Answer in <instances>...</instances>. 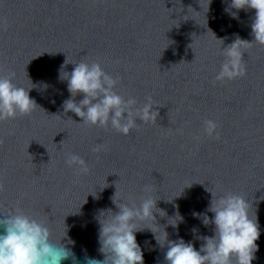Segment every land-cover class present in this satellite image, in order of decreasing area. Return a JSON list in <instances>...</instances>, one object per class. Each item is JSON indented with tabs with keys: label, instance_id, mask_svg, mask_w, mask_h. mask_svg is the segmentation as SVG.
<instances>
[{
	"label": "water",
	"instance_id": "water-1",
	"mask_svg": "<svg viewBox=\"0 0 264 264\" xmlns=\"http://www.w3.org/2000/svg\"><path fill=\"white\" fill-rule=\"evenodd\" d=\"M230 3L212 0L206 25L194 12L201 11L198 0H0V74L14 73L13 83L33 87L29 95L37 103L29 114L0 120V213L22 209L46 224L53 239L67 228L78 258L102 259L95 217L100 209L117 210L110 199L116 188L117 199L138 202L150 185L168 216L174 207L166 200L183 192L174 203L184 222L178 234L166 230L169 239L179 235L197 248L202 241L190 230L212 235L213 226L192 212L206 209L209 191L230 192L257 209L260 247L252 264H264V200L257 204L264 195V44L242 48L244 75L216 79L225 60L221 47L237 34L253 40L255 10L231 9L238 13L233 18L225 12ZM66 58L68 72L72 63H99L118 77L115 91L137 106L151 97L157 119H137L125 135L65 113L70 93L57 77ZM206 120L216 122L212 135ZM69 153L87 162V174L66 163ZM155 215L163 230L168 217ZM137 241L145 264H166V249H152L150 231L137 233Z\"/></svg>",
	"mask_w": 264,
	"mask_h": 264
},
{
	"label": "clouds",
	"instance_id": "clouds-1",
	"mask_svg": "<svg viewBox=\"0 0 264 264\" xmlns=\"http://www.w3.org/2000/svg\"><path fill=\"white\" fill-rule=\"evenodd\" d=\"M198 2L201 11H194L189 6L188 13L191 8L195 13L201 14L207 25V13L212 0ZM174 3L176 4V0ZM231 9L255 10L250 25L253 40H243L237 34L232 43L221 47L225 60L216 75L217 80L244 75L242 48L252 42L264 44V0H231L225 12L237 18L238 13ZM220 40L223 45L224 40ZM68 63L66 58L58 69L57 77L61 81H67V90L70 93V97L62 102L65 113L74 112L82 118V123L102 127L110 124L125 135L136 127L137 119L145 123L157 119L158 110L154 108L151 97H147L142 106H137L134 97L125 99L115 91L118 77L106 72L99 63H72L74 67L71 72L65 70ZM14 75L0 74V120L14 118L17 113L29 114L37 106L35 99L29 95L33 87L16 85L13 83ZM81 94L82 99L77 102L75 97ZM204 123V130L208 135L215 133V121L206 120ZM93 150L98 151L99 147ZM66 163L70 167L75 166L79 174L89 172L87 162L75 153L67 155ZM144 192L145 195L137 202L131 198L117 199L116 188L110 199L117 210H98L95 219L99 224L98 251L102 254V259L87 254L83 259L78 258L72 247H69L75 241L68 237L67 228L61 237L53 239L51 229L46 224L22 209L15 208L6 215L0 213V229H3L0 231V264H62L63 260L68 259H71L72 264H145V249L137 241V233L146 229L155 240L152 249L155 250L157 246L166 249L163 257L166 264H252L257 259L256 252L260 247L257 241L261 235L257 209L253 213L248 199L244 196L230 192L217 195L209 191L211 199L206 209L203 212H192V216L200 219L204 226H213L212 235H197L198 229L195 226L190 230L195 239L202 241L197 248L192 240L185 241L179 235L176 239H169L166 230L167 226H171L178 234L179 224L184 222L179 205L174 203V198L180 197L183 192L172 200H166L173 202L174 213L171 216H168L166 210L157 207L160 199L151 194L150 185H145ZM261 200H264V195L257 198V204ZM209 212L213 214L211 217ZM157 213L161 217H168L163 230L162 224L157 221ZM147 222H151L150 227L139 226ZM144 243L149 244L150 241L145 240ZM83 251L86 253V249Z\"/></svg>",
	"mask_w": 264,
	"mask_h": 264
}]
</instances>
